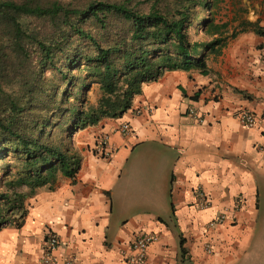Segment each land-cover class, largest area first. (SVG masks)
Masks as SVG:
<instances>
[{"label":"crops","instance_id":"crops-1","mask_svg":"<svg viewBox=\"0 0 264 264\" xmlns=\"http://www.w3.org/2000/svg\"><path fill=\"white\" fill-rule=\"evenodd\" d=\"M241 1L260 33L238 32L205 74L166 71L121 117L76 131L77 174L58 173L26 198L22 225L0 229V264H41L47 229L60 240L57 264H122L141 230L158 235L142 264H264V0ZM242 110L253 127L238 120ZM102 135L109 157L93 149ZM221 212L227 219L207 228Z\"/></svg>","mask_w":264,"mask_h":264},{"label":"trees","instance_id":"trees-1","mask_svg":"<svg viewBox=\"0 0 264 264\" xmlns=\"http://www.w3.org/2000/svg\"><path fill=\"white\" fill-rule=\"evenodd\" d=\"M218 1L0 0V229L22 225L34 189L77 174L76 131L121 117L166 71L205 74L207 58L238 32L260 33L245 21L226 36L228 24L211 12ZM198 6L207 12L203 41L189 35Z\"/></svg>","mask_w":264,"mask_h":264},{"label":"built area","instance_id":"built-area-1","mask_svg":"<svg viewBox=\"0 0 264 264\" xmlns=\"http://www.w3.org/2000/svg\"><path fill=\"white\" fill-rule=\"evenodd\" d=\"M189 113L194 114V110L189 108ZM238 120L244 127H253L256 123V116L253 112L248 110H242L238 113ZM118 131L123 135H130L132 133V127L128 122H122ZM97 153H100L104 157L111 155V150L108 144V136L102 135L98 138L93 148ZM198 207L203 208L207 202L204 200L202 193L197 192ZM227 219V213L221 212L218 217L211 220L207 224V228H213L214 226L223 223ZM158 240V235L154 232L141 230L134 233L131 241L127 245L126 251L123 254L122 264H142L146 257L148 247ZM59 237L51 230H46L44 233L42 246H41V264H57L55 251L59 246ZM204 250L207 253H211V247L209 244L204 246Z\"/></svg>","mask_w":264,"mask_h":264},{"label":"rangeland","instance_id":"rangeland-1","mask_svg":"<svg viewBox=\"0 0 264 264\" xmlns=\"http://www.w3.org/2000/svg\"><path fill=\"white\" fill-rule=\"evenodd\" d=\"M63 1H70V0H63ZM241 3H242L241 0H219L211 8V12L217 22L219 23L226 22L228 24L227 27L228 33L226 34V36H229L233 31L240 30L243 27L242 26L243 22L247 21L246 20L247 15H245L247 8L241 6L240 5ZM203 10L204 9H202L201 6L195 8L196 13L200 14V16L198 17L199 19L195 23H193L189 28V35L191 40L203 41L209 39V36L206 35L200 27L202 16L207 15V12ZM34 24L38 26L37 22H34ZM74 74H80V72H78L77 70L74 72ZM45 75L49 78H51V76L58 77L57 74L56 75L52 74L49 71H47ZM99 94L100 92L98 85L92 83L90 87V91L87 94V99L90 100L91 98L92 100H94L99 96ZM1 163H0V167H2ZM261 209L264 213V191H262V195H261Z\"/></svg>","mask_w":264,"mask_h":264}]
</instances>
